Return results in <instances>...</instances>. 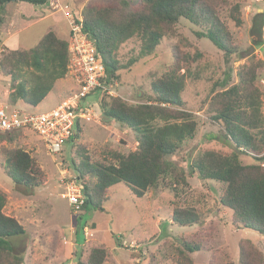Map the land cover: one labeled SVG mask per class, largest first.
<instances>
[{"label": "trees", "instance_id": "1", "mask_svg": "<svg viewBox=\"0 0 264 264\" xmlns=\"http://www.w3.org/2000/svg\"><path fill=\"white\" fill-rule=\"evenodd\" d=\"M21 2L36 7L51 5L50 0H0V13L8 4ZM220 4L227 8L229 18L237 27L245 24L242 5L229 0H140L138 6H132L128 0H118L90 5L80 14L72 11L74 15L82 16V30L93 42L96 55L105 66V76L101 80L105 85L120 79V72L128 70L136 60L154 55L161 41L174 35L183 19L195 26L193 33L198 39L210 40L223 52L227 63L242 61L245 56L248 58V62L239 67L238 82L228 87L229 75L221 83L215 82L210 97L203 104L209 119L220 126L219 134L235 149L225 153L210 146L204 147L191 158L189 171L171 158L181 152L184 144L193 140L198 132V117L186 108L182 94L192 65L203 57L202 51L196 48L194 53H174L168 71L151 82L152 95L147 103H130L98 91L103 96L109 95L100 102L103 117L131 130L138 144L136 150L129 153L107 146L99 155H93L85 147L73 145L81 132V121L78 120L74 136L66 144L70 148L65 146L58 156H61V163L69 164L77 182L83 186L85 204L82 212L104 211L110 199V189L121 182L138 198H143L150 190H167L176 200L191 187L189 178L196 175L202 181L225 185L219 203L232 211L234 227L264 236V169L261 166L264 91L258 85L264 61L253 54L242 55L243 50L234 42L229 26L219 14ZM253 20L252 29L258 36L254 45L262 46L264 13L255 15ZM71 34L70 29L69 38L64 39L49 31L29 50L6 47L0 56V77L2 81L5 78L11 81L7 104L18 106L24 103L37 107L56 83L68 76ZM134 38L141 43L140 57L127 65L121 64L118 51ZM218 87L221 90L217 91ZM0 96L2 98L1 91ZM25 132L0 133V142L7 140L13 144ZM209 136V142L220 139L219 135ZM242 153L249 154L254 162L245 164L240 156ZM3 155L5 159L1 166L17 186L34 190L47 182L46 174L28 152L14 147ZM6 203L7 196L0 189V264H22L23 259L11 238L23 236L26 231L16 218L4 213ZM77 221L76 236L81 241L79 234L84 235L86 225L82 216ZM172 222L182 227L202 223L193 207L175 208ZM203 249L202 239H186L177 264H193L191 255ZM245 252L242 246V264H248L249 257ZM107 254L102 247L93 248L87 261L79 260V264H104Z\"/></svg>", "mask_w": 264, "mask_h": 264}, {"label": "rangeland", "instance_id": "2", "mask_svg": "<svg viewBox=\"0 0 264 264\" xmlns=\"http://www.w3.org/2000/svg\"><path fill=\"white\" fill-rule=\"evenodd\" d=\"M57 1L61 4L56 7L57 10L51 7L48 10L51 5L42 6L39 10L27 2L8 4L0 13V56L6 47L20 50L34 48L49 28H53L51 26L54 22L51 19L33 22L40 16L41 10L45 12L42 14H48L51 10L60 13L57 17L62 21L53 30L60 37L68 39V26L64 27L63 19L67 12L78 11L80 14L90 5L118 0ZM128 1L132 6H138L140 2ZM229 1L242 5L245 21L242 27H237L229 18L227 8L220 4L219 14L229 26L234 42L243 50V56L253 54L264 61V44L255 47L254 42L258 40V36L252 29L255 15L264 13L263 0ZM35 8L38 13L33 12L32 9ZM195 29L189 21L181 20L175 34L165 37L154 55L142 59H139L141 43L138 38L127 41L118 51L120 63L127 65L133 59L139 60L133 62L128 70H122L120 79L109 84L113 93L110 97H120L130 103H147L152 95L151 82L168 71L174 53H194L196 48L203 52L202 59L192 65L182 94L186 108L198 117V132L193 140L184 144L181 152L171 158L188 171L191 158L204 147L210 146L225 153L235 149L219 134L220 126L209 119L203 104L210 97L215 82L221 83L229 75L228 87L237 83L240 65L248 62L245 56L242 61L227 63L223 52L210 40L198 39L194 35ZM13 34L17 36L11 39ZM183 72L184 70L181 73ZM73 82L68 74L65 79L56 83L52 92L37 107L22 108L35 113H46L57 108L63 99L76 91ZM10 85L9 78L2 81L0 77V91L5 102ZM258 85L264 91V68L260 71ZM219 90L221 87L217 88ZM99 93H93L86 100L89 101L88 107L94 112L93 119L81 120L79 140L73 145L79 144L93 155H99L107 146L123 153L135 151L138 143L133 132L103 117L100 102L108 99L109 95ZM262 113L264 116V97ZM211 134L219 135L220 139L207 141ZM69 144L72 147V143ZM14 147L28 152L44 171L47 176L44 185L27 190L17 186L6 175L1 166L5 159L3 153ZM66 148L69 149L70 146ZM240 156L245 164L254 162L249 154L242 153ZM56 158L57 162L54 161L55 157L48 154L41 139L29 130L20 134L13 144L7 140L0 142V189L7 196L4 213L16 218L26 231L23 236L11 238L23 259L22 264H79V260L86 262L91 250L96 247H102L108 253L104 264H177L186 239H202L204 243L202 251L191 255L193 264H242V246L249 257V260L246 259L248 264H260V261H264V236L252 230L234 227L232 211L220 205V195L225 187L222 183L202 181L194 175L189 178L191 187L175 200L167 190H150L143 198H138L130 187L121 182L110 189V199L105 204L104 211L80 212L69 205L68 199L63 196L65 189L60 182L63 170H68L72 176L76 174L69 164L60 165L61 156ZM178 207L195 208L202 223L191 227L173 224L172 214ZM80 216L83 217L82 222H85L86 228L84 235L79 234L81 241H78L76 228Z\"/></svg>", "mask_w": 264, "mask_h": 264}, {"label": "built area", "instance_id": "3", "mask_svg": "<svg viewBox=\"0 0 264 264\" xmlns=\"http://www.w3.org/2000/svg\"><path fill=\"white\" fill-rule=\"evenodd\" d=\"M264 7V0L262 1ZM71 29L70 61L68 74L74 81L76 91L63 100L57 108L46 113L29 112L22 106H12L0 96V133L16 130H29L36 134L48 154L55 157L61 155L66 144L74 136L76 124L82 119L91 121L93 111L86 100L93 93L102 91L113 95L110 86L102 83L105 76V66L97 57L92 41L82 30V16L67 12L65 15ZM261 166L264 169V153L261 155ZM60 165L63 163L60 162ZM61 186L69 205L80 211L85 204L83 186L77 182L68 170H63L60 177ZM82 211V210H81ZM80 211V212H81Z\"/></svg>", "mask_w": 264, "mask_h": 264}, {"label": "crops", "instance_id": "4", "mask_svg": "<svg viewBox=\"0 0 264 264\" xmlns=\"http://www.w3.org/2000/svg\"><path fill=\"white\" fill-rule=\"evenodd\" d=\"M33 6V5H32ZM59 6H61V4L57 1V0H52L51 1V6H49L48 7V10H50L49 8L51 7L52 9H55V10H57V8L56 7H59ZM33 7H36V6H33ZM36 8H38L39 10H40V7H36ZM32 9L33 10V12H35V13H38L39 11H38V9ZM52 12H50V13H48V14H42V12H43V10H41L40 11V16L38 17V18H35V20H33V22L34 23H37L38 21H41V20H52L54 23L52 24V26L51 27H53V28H56V27H58V25H59V23L62 21L61 19H59V17H57V16H59L60 15V13H58V11L56 12V11H53V10H51ZM56 12V13H55ZM43 13H45V12H43ZM29 18L30 19H33V17L31 16H29ZM63 19L65 20V26L64 27H66V26H68L67 27V29H66V31H67V35H68V38H69V33H70V27H69V23H68V21L66 20V18L63 16ZM67 21V22H66ZM34 23H32V24H34ZM53 28H49V30H48V32L49 31H54L53 30ZM54 32H56V31H54ZM47 33V32H46ZM57 33V35L59 36V34H58V32H56ZM16 34V33H15ZM15 34H13L12 36H10V38L11 39H13V38H15L17 35H15ZM15 35V36H14ZM60 37V36H59ZM62 38V37H61ZM2 44H3V42H2ZM4 46V45H3ZM61 81V80H60ZM64 100V99H63ZM62 100V101H63ZM61 103V102H60ZM59 103V104H60ZM18 106H29V105H27V104H24V103H21V104H19ZM32 107V106H31Z\"/></svg>", "mask_w": 264, "mask_h": 264}]
</instances>
